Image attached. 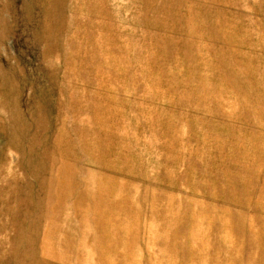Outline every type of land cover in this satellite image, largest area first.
Returning <instances> with one entry per match:
<instances>
[{
	"label": "rangeland",
	"instance_id": "rangeland-1",
	"mask_svg": "<svg viewBox=\"0 0 264 264\" xmlns=\"http://www.w3.org/2000/svg\"><path fill=\"white\" fill-rule=\"evenodd\" d=\"M0 264H264V0H0Z\"/></svg>",
	"mask_w": 264,
	"mask_h": 264
}]
</instances>
